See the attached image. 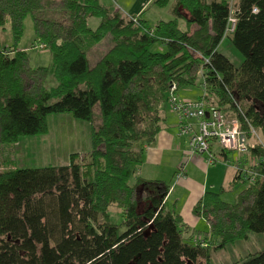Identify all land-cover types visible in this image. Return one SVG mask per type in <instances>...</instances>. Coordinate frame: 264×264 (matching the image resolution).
Returning a JSON list of instances; mask_svg holds the SVG:
<instances>
[{"label": "trees", "instance_id": "obj_1", "mask_svg": "<svg viewBox=\"0 0 264 264\" xmlns=\"http://www.w3.org/2000/svg\"><path fill=\"white\" fill-rule=\"evenodd\" d=\"M171 14L151 28L99 0H0V31L9 27L13 40L10 49L0 43V148L11 154L21 138L45 134L49 115L90 124L85 164L76 154L66 166L41 169L5 159L0 264H210V251L264 235V0H175ZM27 16L34 46L51 56L47 68H32L17 48ZM224 39L241 55L240 66L219 53ZM106 40L110 48L91 65L89 52ZM49 76L57 85L47 90ZM199 85L195 101L237 121L250 161L241 158L235 173L232 186L244 188L234 203L222 201V191L206 192L193 207L206 231L167 210L166 184L135 177L161 130L171 88L177 96ZM253 133L260 141L250 145ZM112 208L120 225L111 221ZM241 264H264V250Z\"/></svg>", "mask_w": 264, "mask_h": 264}, {"label": "rangeland", "instance_id": "obj_2", "mask_svg": "<svg viewBox=\"0 0 264 264\" xmlns=\"http://www.w3.org/2000/svg\"><path fill=\"white\" fill-rule=\"evenodd\" d=\"M102 5L113 4V0H99ZM166 9L165 20L173 19L170 13L174 4ZM109 2V3H108ZM230 3L233 0H229ZM99 24L98 19H90L88 26L95 30ZM33 26L29 16L23 22L22 37L17 45L19 50L27 53L32 68L49 67L51 64V56L46 50H40L33 44ZM0 43L3 48L10 49L13 45V40L9 27H5L0 31ZM110 42L103 41L98 46L91 49L88 54V59L93 65L101 56L110 48ZM159 45L152 47V52L158 51ZM220 54L225 56L234 67L240 66L242 62L241 55L233 47L228 39H224L218 47ZM57 82L52 76H49L45 82V89L49 90L56 87ZM202 92L201 86L194 88ZM177 98L181 90L178 91ZM167 104V103H166ZM95 114L98 113V108H95ZM47 132L45 134L34 137H23L19 140V147L15 148V152L9 154L7 146L0 148V167L5 164V159L11 161L13 167L20 169H41L45 167H62L69 163L70 156L76 154L75 162L77 164H85L87 155L90 152V124L87 122L73 119L69 114L49 115L46 118ZM97 121H95V125ZM260 137L255 134L250 141V145L259 143ZM8 157V158H6ZM227 157L231 162L238 158H244L249 164L247 155H239L236 152H230ZM7 161V162H8ZM235 188L227 189L222 195V201L225 203H234L236 195L244 188L241 184L233 186ZM111 221L113 224L120 225L121 219L118 211L115 208L110 209ZM264 250V235L263 234H247L246 240L237 241L234 244L227 245L224 249L218 251H210V264H241V262L249 255Z\"/></svg>", "mask_w": 264, "mask_h": 264}, {"label": "crops", "instance_id": "obj_3", "mask_svg": "<svg viewBox=\"0 0 264 264\" xmlns=\"http://www.w3.org/2000/svg\"><path fill=\"white\" fill-rule=\"evenodd\" d=\"M153 1L113 0V4L108 2L109 5L103 6L112 8L123 16L139 18L151 28L157 22L173 20H165L166 15H164L171 0L163 9L152 6ZM174 2L175 0L172 4ZM200 96L202 92L194 88L182 89L179 95L180 99L189 101ZM162 117L164 121L161 130L146 148L135 177L166 184L169 187L165 199L167 210L179 215L183 223L191 230L206 231L205 222L193 216L192 209L206 192L219 193L222 191L224 195L227 189L235 188L232 186L235 169L227 156L221 157L212 164L206 161V156L190 157L187 151V138L178 136V121L170 113L168 106L163 109ZM211 151L214 155L219 154V149L215 144H211ZM179 168H182V175L176 178Z\"/></svg>", "mask_w": 264, "mask_h": 264}, {"label": "built area", "instance_id": "obj_4", "mask_svg": "<svg viewBox=\"0 0 264 264\" xmlns=\"http://www.w3.org/2000/svg\"><path fill=\"white\" fill-rule=\"evenodd\" d=\"M255 12L256 10H253V13ZM234 22L232 18L228 20L227 34L232 32ZM174 90L172 87L167 100L168 109L177 118L178 136L187 138V151L190 157L206 156L209 164L214 163L211 144H215L220 151L227 154L236 152L242 156L246 155L247 141L239 131L236 120L226 119L224 114L214 107L207 109L205 103L201 101L179 99L173 94ZM232 164L237 172L241 166V158ZM181 171L182 168H179L176 178L182 175ZM250 173L251 171L249 175ZM246 179L248 183L253 182V177Z\"/></svg>", "mask_w": 264, "mask_h": 264}]
</instances>
